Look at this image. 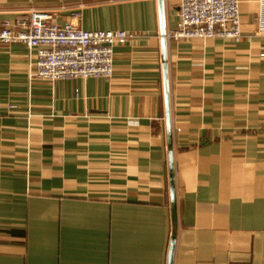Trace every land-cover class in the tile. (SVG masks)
<instances>
[{
  "label": "crops",
  "instance_id": "0c3cea01",
  "mask_svg": "<svg viewBox=\"0 0 264 264\" xmlns=\"http://www.w3.org/2000/svg\"><path fill=\"white\" fill-rule=\"evenodd\" d=\"M181 0H165L167 32ZM237 39H168L178 231L173 264H264V0ZM138 34L112 78L51 82L0 44V264H168L173 232L159 0H0ZM14 106V107H11Z\"/></svg>",
  "mask_w": 264,
  "mask_h": 264
},
{
  "label": "built area",
  "instance_id": "2783aa9c",
  "mask_svg": "<svg viewBox=\"0 0 264 264\" xmlns=\"http://www.w3.org/2000/svg\"><path fill=\"white\" fill-rule=\"evenodd\" d=\"M80 17L75 11L72 19L61 24L55 12L33 9L28 18L3 21L0 44L36 48L31 74L52 84L72 78H112L115 46L138 34L125 29H85L75 22ZM258 33L264 34V18ZM242 35L240 0H181L177 26L167 32V38L175 40L237 39Z\"/></svg>",
  "mask_w": 264,
  "mask_h": 264
},
{
  "label": "water",
  "instance_id": "95a60500",
  "mask_svg": "<svg viewBox=\"0 0 264 264\" xmlns=\"http://www.w3.org/2000/svg\"><path fill=\"white\" fill-rule=\"evenodd\" d=\"M160 16H161V42H162V60H163V82H164V96L166 105V120L168 130V145H169V176H170V193H171V212L173 219V232L170 241L168 264L174 263L175 248L178 231V196L176 186L175 173V152L173 145V127H172V113H171V92L169 79V63H168V39L165 17V0H159Z\"/></svg>",
  "mask_w": 264,
  "mask_h": 264
}]
</instances>
